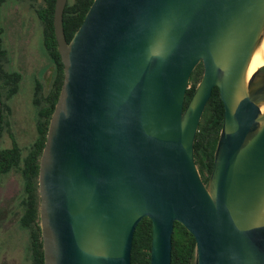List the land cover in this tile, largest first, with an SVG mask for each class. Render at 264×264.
I'll return each instance as SVG.
<instances>
[{
    "label": "water",
    "instance_id": "obj_1",
    "mask_svg": "<svg viewBox=\"0 0 264 264\" xmlns=\"http://www.w3.org/2000/svg\"><path fill=\"white\" fill-rule=\"evenodd\" d=\"M66 2L54 4L63 81L38 170L43 264H131L143 217L150 264H171L175 221L194 264H264V66L244 81L264 0H93L69 41ZM215 86L224 115L204 183L194 142Z\"/></svg>",
    "mask_w": 264,
    "mask_h": 264
},
{
    "label": "trees",
    "instance_id": "obj_2",
    "mask_svg": "<svg viewBox=\"0 0 264 264\" xmlns=\"http://www.w3.org/2000/svg\"><path fill=\"white\" fill-rule=\"evenodd\" d=\"M16 0H0V87L3 92L11 97L17 92L20 74L15 70H5L3 61L6 57L4 46V28L2 25L1 8ZM93 0H67L63 11V31L67 41L71 39L75 31L82 23L86 12ZM55 0H43V5L36 11L42 22V44L53 65L51 86L42 104H38L40 111L38 140L35 145L34 157L27 162L25 173L30 174L29 188L24 192V208L19 219L23 228L29 229L31 240V264H43L42 239L39 226L37 194V174L39 168V156L41 154L49 118L57 100L59 90L63 81V64L56 47L53 29V11ZM203 73V65L199 63L190 74L188 88L185 93L183 107L185 108L193 92L198 85ZM36 84L35 99L40 86ZM224 115V106L220 98L218 87L212 89L211 96L206 104L198 125V131L194 142V160L200 176L207 183L213 168L215 147L219 138ZM2 124V122H1ZM2 126V125H1ZM17 158V149L0 148V176L9 172ZM27 185V184H26ZM152 239V223L148 217H143L136 225L131 247V264H150V251ZM171 264H194L195 260V238L179 222L173 224L171 237Z\"/></svg>",
    "mask_w": 264,
    "mask_h": 264
},
{
    "label": "rangeland",
    "instance_id": "obj_3",
    "mask_svg": "<svg viewBox=\"0 0 264 264\" xmlns=\"http://www.w3.org/2000/svg\"><path fill=\"white\" fill-rule=\"evenodd\" d=\"M41 5H43V0H16L7 3L1 9L4 28L3 41L6 48L3 67L5 70L17 71L21 77L17 92L8 100L12 109L8 118L9 120L13 118V122H15L14 118L16 119L15 124L19 130L21 124L27 121L20 114L24 107H29L31 115L28 122L23 124L24 128L21 129V133L13 129L17 141L22 144L31 142L35 135L34 113L36 108L32 102L36 84L34 82L39 80L44 85L42 90L44 92L48 90L49 85L43 82L49 74V68L44 69V67L51 61L42 44V22L36 12ZM263 75L264 68L260 69L254 77L253 83H258ZM8 141L7 135L0 137V142L3 144ZM18 173L13 172L0 187V264H30L28 234L20 227L18 220L21 211L15 196L19 189L16 183Z\"/></svg>",
    "mask_w": 264,
    "mask_h": 264
},
{
    "label": "flooded vegetation",
    "instance_id": "obj_4",
    "mask_svg": "<svg viewBox=\"0 0 264 264\" xmlns=\"http://www.w3.org/2000/svg\"><path fill=\"white\" fill-rule=\"evenodd\" d=\"M46 68H49V74H48L47 79H45V80L43 79V82H46L47 85L49 83V85H48V90H49V88L51 86L52 74H53V65L51 64V62L48 63L46 65V67H44V69H46ZM43 70H42V72H43ZM37 82H38V85L40 86V90L38 91V94H37V97L40 98V100H38V101L35 99V96L37 93L36 92ZM34 83H36V84L34 85L35 91H33L34 97H33L32 102L36 108L35 113H34L35 121H36V123H35V135H34V138L32 139V141L29 142L28 144H22L21 142L17 141L16 133L13 132V129H15L16 132H20V133L22 132V130L24 128L23 124L27 123L28 119L31 118L29 107H24V110L20 113L21 115H23L24 118L27 119V121L23 122V124H21V128L19 130H17L18 126L15 124L16 119L14 118L15 122H13L12 121L13 118L10 120L8 118V116L12 113V109H11L10 105L8 104V100L10 99V97H8L0 87V113H1L0 114V137H2L5 134V135H7L8 139H9L8 143L3 144L2 142H0V148H15V149H17V158L15 159L13 168L9 172L2 174V176H0V187L3 185L4 181H6V178L8 179L12 175L13 172H16V171L19 172L18 173L19 174L18 181H16L19 189L17 190L18 191L17 195H15L16 201L19 203V206L21 208L18 220L20 219L22 212H23V208H24V198H23L24 192H26L27 187L29 188L30 174H29V171H28V174L25 173L26 168L28 167V165L26 163L31 162V160L33 159V157L35 155L34 154L35 148H36L35 145H36V142L38 140V132H39V126H40L39 125L40 111H39V107L37 106V103L42 104L44 101V98L48 92V90L46 92L42 91L44 88V85H42L39 82V80L38 81L36 80ZM15 116H16V114H15ZM1 122H2V124H1ZM39 159H40V156H39ZM38 170H39V168H38ZM36 183H37V194L39 197L38 174H37ZM38 214H39V204H38ZM19 225H20V221H19ZM20 227L22 229L26 230V232L28 234V255H29L30 264H31V240H30L31 236H30V231H29V229L23 228L21 225H20ZM40 234H41V232H40Z\"/></svg>",
    "mask_w": 264,
    "mask_h": 264
},
{
    "label": "bare ground",
    "instance_id": "obj_5",
    "mask_svg": "<svg viewBox=\"0 0 264 264\" xmlns=\"http://www.w3.org/2000/svg\"><path fill=\"white\" fill-rule=\"evenodd\" d=\"M263 66H264V31L262 32L260 40L249 59V62L246 67L244 81L246 82L255 71H257L259 68ZM260 109L262 112L264 111V103L260 105Z\"/></svg>",
    "mask_w": 264,
    "mask_h": 264
},
{
    "label": "clouds",
    "instance_id": "obj_6",
    "mask_svg": "<svg viewBox=\"0 0 264 264\" xmlns=\"http://www.w3.org/2000/svg\"><path fill=\"white\" fill-rule=\"evenodd\" d=\"M154 55H155V53H154Z\"/></svg>",
    "mask_w": 264,
    "mask_h": 264
}]
</instances>
